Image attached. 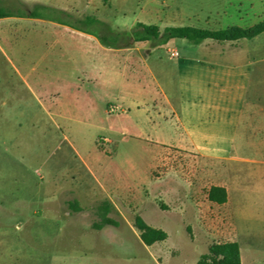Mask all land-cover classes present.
Segmentation results:
<instances>
[{"label": "rangeland", "instance_id": "374dc122", "mask_svg": "<svg viewBox=\"0 0 264 264\" xmlns=\"http://www.w3.org/2000/svg\"><path fill=\"white\" fill-rule=\"evenodd\" d=\"M36 1L99 34L129 32L137 23L224 30L264 21V0L0 5L31 9ZM87 16L105 27H87ZM21 23L18 43L0 52V264H119L118 254L141 248L135 216L169 235L163 250L191 239L192 258L232 239L242 264H264V174L255 170L264 163L250 160H264V144L252 143L248 129L237 130L220 112L231 96H218L214 85L221 58H264V33L236 43L172 40L180 57L194 61L186 71L173 49L167 55L171 44L151 54V43L141 42L138 52L85 55L76 48L61 55L55 43L99 42L53 22L44 43H30L40 24ZM217 185L230 191L233 222L230 207L207 198ZM104 202L116 226L97 230Z\"/></svg>", "mask_w": 264, "mask_h": 264}, {"label": "crops", "instance_id": "0c3cea01", "mask_svg": "<svg viewBox=\"0 0 264 264\" xmlns=\"http://www.w3.org/2000/svg\"><path fill=\"white\" fill-rule=\"evenodd\" d=\"M31 0H22L24 3H29ZM38 2V1H36ZM37 4H42L38 2ZM44 5V4H42ZM64 11V9H61ZM35 22L33 25L37 23L40 24V30L37 27H34L35 36L29 39L30 43H44V31L48 30V24H54L51 21H46L43 19H31V18H19V17H6L0 18V52L4 53L5 46L11 47V43H18V32H22L26 29V26H23L21 22ZM44 21V25H43ZM40 32V34H39ZM72 33L77 34L79 36H84L88 38H93L98 41L95 37L73 30ZM264 33V32H263ZM262 34V33H261ZM259 36V35H258ZM257 37V36H256ZM86 41H91L90 39H85ZM177 40V39H173ZM183 40V39H178ZM168 43L158 46L152 47L151 50H147L148 54L154 49H159L162 47H168L170 44L173 45L171 48H167L165 51L168 54V50L173 49L175 53L178 55L175 59L178 62V66L180 68L187 66V62L192 64L191 59H187L186 57H180L179 52L175 49V44ZM237 41H233L230 43H236ZM93 42V41H92ZM141 43H133L129 47L125 48H107L101 45V43H55L54 46L58 48V52L61 55H70L71 49H76L78 52H82L85 55H95L96 52L103 53H116V52H138L140 51L138 45ZM186 46V43H182ZM201 44V43H200ZM199 45V44H196ZM142 60H144V56H142ZM170 57V56H169ZM47 58V55H44V60ZM172 58V57H170ZM222 60V61H221ZM196 61V60H195ZM194 62V61H193ZM199 65H195L197 69L200 71L203 70V67L200 66L202 62L196 61ZM193 67H191L192 69ZM187 67H184V70L187 71ZM217 80L214 83L216 88V93L220 97H227V99L231 96V100H227L226 103L220 105L219 109L224 115H228V118L232 119L233 127L237 130L242 127L248 129L250 137L254 140L252 143L255 145L264 144V58L257 59L251 57H241V56H227L225 58H221L219 65L217 66ZM154 76V72H150ZM189 79H192L191 74H189ZM25 85L30 88L25 79H23ZM200 85H203L200 84ZM200 94L206 95L202 88H200ZM232 103L233 105H230ZM232 116H229V115ZM228 120V119H227ZM229 122V120H228ZM190 132H185L186 137H191ZM251 138V139H252ZM260 155H264L261 153L264 151V147H261ZM255 154H258L257 146L255 147ZM264 159V156L262 157ZM252 163L258 165L264 163V160L260 162L257 158L250 159ZM256 174H264V169H255ZM235 185V184H234ZM226 190L227 193V201L224 204L230 207V217L233 222V216H235V212L231 209L234 207L233 201L230 200V191L224 185H217ZM219 206V204H217ZM162 230V229H161ZM190 238V237H189ZM234 240L237 239L235 236ZM141 248L134 250L132 252H127L123 254H118L121 258L119 264H197L200 257L207 253V250L204 253L191 255L194 251H192L190 244H194V241L191 239H187V242L182 243H174L170 245V247L166 250L160 246L161 243L167 244L169 242L170 237L167 234V239L163 242L154 243L151 246H145L140 238L138 239ZM226 241H233L232 239ZM224 241V242H226ZM239 245V244H238ZM240 249V246H239ZM241 254V253H240ZM240 261L242 264V259L240 255Z\"/></svg>", "mask_w": 264, "mask_h": 264}, {"label": "trees", "instance_id": "16d2710c", "mask_svg": "<svg viewBox=\"0 0 264 264\" xmlns=\"http://www.w3.org/2000/svg\"><path fill=\"white\" fill-rule=\"evenodd\" d=\"M23 9L10 10L0 5V18L19 17L31 19H46L58 24L66 25L69 28L91 35L95 37L101 45L107 48H125L133 43L149 42L152 47L162 46L173 39H185L194 44H200L205 40H213L216 42H233L240 39H251L264 32V21L254 25L248 29L238 27H230L224 30H207L193 26L182 27H166L161 30L157 25H146L137 23L129 32L112 33L106 28L105 34H99L84 28L75 23H67L59 16L67 14L63 10L51 8L42 4H35L29 9L24 3ZM50 14H54L50 16ZM87 27L98 26L105 27L104 23L93 17L87 16L81 21ZM116 41L118 43H112ZM120 42H123L120 44ZM207 198L215 204H224L227 201L226 190L219 186H212L208 190ZM77 208V207H76ZM111 205L107 202L102 203L98 207V216L100 222L93 225V228L100 230L104 226H116V222L110 219L107 215ZM133 225L139 232V238L145 246H151L154 243L163 242L167 239V233L161 229L149 226L140 216H135ZM197 264H241L239 245L235 241H226L212 243L208 247L206 254L202 255Z\"/></svg>", "mask_w": 264, "mask_h": 264}, {"label": "built area", "instance_id": "2783aa9c", "mask_svg": "<svg viewBox=\"0 0 264 264\" xmlns=\"http://www.w3.org/2000/svg\"><path fill=\"white\" fill-rule=\"evenodd\" d=\"M177 54L175 52H172L171 53V56H176Z\"/></svg>", "mask_w": 264, "mask_h": 264}]
</instances>
